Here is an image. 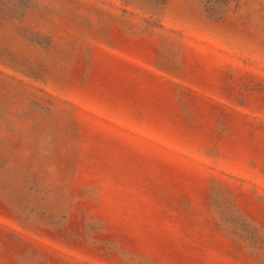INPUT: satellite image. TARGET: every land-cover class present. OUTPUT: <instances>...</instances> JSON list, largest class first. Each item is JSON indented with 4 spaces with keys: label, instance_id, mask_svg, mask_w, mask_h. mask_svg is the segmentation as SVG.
Segmentation results:
<instances>
[{
    "label": "rangeland",
    "instance_id": "obj_1",
    "mask_svg": "<svg viewBox=\"0 0 264 264\" xmlns=\"http://www.w3.org/2000/svg\"><path fill=\"white\" fill-rule=\"evenodd\" d=\"M0 264H264V0H0Z\"/></svg>",
    "mask_w": 264,
    "mask_h": 264
}]
</instances>
